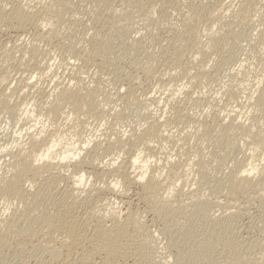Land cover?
Here are the masks:
<instances>
[{
	"label": "rangeland",
	"instance_id": "1",
	"mask_svg": "<svg viewBox=\"0 0 264 264\" xmlns=\"http://www.w3.org/2000/svg\"><path fill=\"white\" fill-rule=\"evenodd\" d=\"M48 1L50 0H6L3 6L8 9L10 6L14 5H34L36 9L33 6L32 7L35 9V11L37 9L40 11L44 6H48ZM70 1L68 4L66 3V5H69L68 7L65 5L67 9L64 6V9L61 10L58 16L55 14L56 17L54 13H51L52 11L50 12L45 9V13H43L44 15L39 21V24L37 26L32 25L27 27L26 30L28 31L25 30L23 35L22 33H15L13 30H11V26H8V23L2 21L0 22V24H2L0 26V50H2V53L0 54V66L2 65L1 69L3 70L2 71L0 69V74L2 73L3 75L7 73L10 75H7L9 81L7 80L5 82H3L0 77V80H2L0 81V92L2 93V95H0V177L3 174L7 175L9 173V166L13 161L12 156L16 154L18 150L28 148L29 144L27 143H29V133L31 134V132L34 133L38 130L40 131L43 126L49 127V130L52 131L55 126L57 127V125H61L66 127L67 130L70 129L67 131V139L73 137V135H75L73 133L77 132L81 142H84L85 140H92L94 142H98L101 146H105L106 144L109 145L112 141L119 138L124 139L125 141L129 140L128 145H131L132 143L133 147L125 146L124 148L126 149L124 151L118 152L119 154L115 152L116 156L118 154L117 157L113 153L111 156L104 154L102 157L101 155V159H97L98 162L96 163L100 164V166L103 165L102 168L104 167V169H110V167H108L110 162H107V160L112 158L116 159L119 157V159H117L118 161H115L116 164L113 165V167H115L118 162L120 163L125 160L128 156V151L131 153V148H135L134 142L136 141L133 140L134 136L140 133L139 131L142 130L145 120L152 117L155 118L157 116L156 118H158L159 121H167L168 123V128H166L167 131L166 133L164 132V134H166L164 136L167 137L158 143L155 142V144H153L154 142H152V144L150 143L151 145L148 144L149 151L144 149L145 147H140L139 149H142V159L139 161L141 162V160H144V158L146 159V154H148L149 157L152 156L150 158V163L152 161V166H160L157 168L161 169L160 174L162 175L163 179L160 180L165 181H163L165 186L176 184V181L179 177L182 179L187 178L186 180H188V182L185 181V187L181 186L183 187L181 188L179 186L178 189L181 188L183 191L182 194H185L184 196L189 197V199L191 194L196 191L199 200L206 202V206L209 208V210H214L212 214L214 217L217 215L219 216L222 213L227 214L228 212L233 213L235 211V224L238 225H236L238 229L242 230V236L245 237L249 242L252 241L251 243H256V246L254 245L256 251L259 248H264V178L261 180L263 181V186L261 184V186L258 188V192L256 189L253 190V192L241 194L242 196L236 195L234 196V198L237 197L235 200L233 197H231L233 199H231L229 196V198L224 197L226 196L225 193H219L217 191L216 193L213 191L214 189H210V187H213L216 184L218 185V182L224 179V177L230 173L231 169H233L234 165L237 163L236 160L239 162V159H242V153H249V150H246L249 149V147L247 144H245L247 143L245 137L240 135L238 136V133L234 132L235 135L233 133L231 135L232 138L229 137L228 141H225L227 144H224L223 142L217 143L216 141L219 140L218 135L214 133L208 139L203 137L200 138L198 137L200 134L196 133L197 128L194 126V124H196L194 122H197L201 116H207V119L209 120L213 114L219 113L220 119H223L224 123L229 122V119L231 118H236L237 122L245 128L264 131V112L258 111L261 109V107H258V95L261 93V89L264 87V0H250L248 7H246V9L244 8L245 12L242 11L243 13L240 11V7L244 3V0H222L220 4L214 0H166V4L162 5L160 3H156L157 5L153 4L152 6H149L147 2L144 3L145 1H148L144 0L143 4L145 6H143L145 9L142 8L139 10L132 7H125V5L119 3V0ZM103 1L105 2L103 3ZM106 1H108V4ZM99 4L101 6H99ZM104 4H107L108 6ZM188 4H195V6L205 5L209 8L213 6L215 7V17L221 19L220 21L223 22V25L225 24L222 28V30L224 29L223 32H227L228 28L232 27L229 35L224 37L226 38L227 46L224 48H214V43L211 38L201 37L202 39L200 38L201 41H199V43H201L199 44L200 46L197 44V47L199 48L191 46L185 50L186 54L183 56L184 59L181 63V65L185 63L184 66L182 65V67L180 65V67H177L178 70L176 68L169 69V67L165 65V62L167 61L166 59L168 57L167 52H170L169 50L172 48L169 45V42L172 38L184 33L180 27V20L186 18V16L190 13V11H188V7H186ZM147 5L149 7H147ZM151 7L153 10H151ZM105 8L109 9L107 10ZM114 8L117 10V12H125L127 10L129 11L130 9L132 13L133 9L134 12L136 10V13L133 12V14H131L129 13L130 11H127L132 21L129 19L128 20L130 22L127 19H124V21L123 18H120V20L118 19L119 21H117L115 25L116 27L118 25L120 29L117 27L113 28L116 30H113L110 29L112 27L108 28V24L106 23L109 22L108 20L113 19L112 17H114V12H116ZM148 8L149 12L147 13L148 10L146 11V9ZM217 9L219 11H217ZM109 10L110 15L108 13ZM112 10L114 12H112ZM139 12L141 15H143L144 12L145 15L141 16ZM239 12L240 14L242 13V17L238 15ZM149 13H151V15H149ZM162 13L167 16L164 20L165 22L159 20ZM235 15L236 17L234 19L233 16ZM97 16H99V20L97 19ZM189 16L190 15L187 17ZM238 16L240 17V19L238 18L239 20L237 19ZM106 17L109 19L107 18L108 22L104 23V21H106ZM152 21L154 23L156 22L157 24L155 23L154 25ZM224 21H227L228 23ZM236 21H238V23L240 22V24H237ZM172 26L175 27V29ZM199 27H201V25ZM51 28L54 29L50 30ZM108 29L113 34H110ZM105 30L108 32V34ZM222 30L220 32L221 34L223 33ZM51 31L53 32L52 34ZM96 31H100V33L103 35L102 39L108 37L107 39L105 38L107 41L104 40L106 42H103L105 45L104 51L107 55L104 53V56L106 57L103 56V59L100 57V59H96L94 63L92 61L87 66H85V64L90 61L87 62V60H85L86 62H84V59L75 60L74 58H76V55H73L74 52L67 48L66 45L68 40H70V42L76 41V44L81 47L87 46V44L89 47L91 36L93 33H96ZM113 31L116 32V35H119L120 33L122 35L124 32L125 35L129 37L127 38L125 35H119L118 38L116 35H114L115 33ZM102 32L106 34L104 35ZM54 33L55 36H53ZM129 38L130 40H128ZM137 40L141 41V43ZM135 41L138 43H135ZM107 42H109V45ZM127 42L128 44H126ZM142 44L145 45L143 46ZM88 47H84L85 50L88 49ZM107 49L108 53L106 51ZM141 50L143 52V56H141ZM190 50H192V52H190ZM32 51H36L34 52L35 54ZM7 52L8 55H6ZM31 54H34L35 56ZM1 55L7 56L8 59L5 56L2 57ZM156 55L159 56L157 57ZM123 56L126 59H124ZM127 56L132 58L130 59ZM148 57L152 63L148 61ZM6 59L7 61H5ZM113 62H115V64ZM151 64L153 66H150ZM144 66H146L147 69L150 66L149 68L151 69L147 71ZM142 67L144 69H142ZM181 67L183 69H181ZM164 69H167L170 73ZM7 70L8 72H4ZM182 74L184 75L182 76ZM78 78L81 80L80 82L82 88L95 91V98H93L95 101H93L94 104L96 103V108L98 106V110L95 109V111H91L86 105H81L76 113L74 111L70 114L69 118L71 120L68 118V122H62V119H60L61 122H57L59 119L57 121L56 119H51L53 122L51 120L46 121V109L49 106L47 103L51 101L54 96H57L59 90L63 87H66V85L73 86L75 82L77 83ZM14 86L21 87L22 90L24 88V97H22L23 95L21 96L19 94L17 95L9 92ZM9 87L10 90H7ZM127 88L129 92L133 94H131L132 96H127ZM124 96L129 97L130 101L128 100L125 103L123 99L125 98ZM45 100L46 102L44 103L43 101ZM171 101L174 102V105ZM235 101H237V103ZM21 109L28 112L27 115L25 114L27 117L24 115L22 116ZM28 116H31L33 119L31 117L29 118ZM195 117H199V119L197 120ZM236 120L234 122H236ZM50 121L52 123H50ZM187 121H189V124ZM130 138L132 140H130ZM198 152L199 154H197ZM10 155L12 156L10 157ZM254 155L256 157L254 156L255 160H253L252 163L255 161L254 164L259 162L261 166H264V148L254 150ZM105 163H107L106 166ZM199 163L202 164L201 166L204 164V171H202V173L199 171ZM192 164L194 165L193 167ZM63 166H65V164ZM59 167L62 166H58L53 171V173L55 174L57 172L56 174H59L61 172V174H65V168ZM71 168L72 167L69 166L68 174H66L69 175V177L65 179V181L68 179L70 181L68 180V182L63 181L59 183V189L64 188L62 186H66L67 183L72 184L73 181H71V178L72 180L75 179L76 176H74V172L72 173L73 168ZM129 172L132 173V169L129 170ZM92 177L88 179L86 178V180L82 183L83 185L77 188L75 194H78L77 191L81 190L79 191V194L81 197H83L87 191L89 192L91 189L94 190L100 188L102 185L103 186L101 188L111 187L113 184L112 180H115L112 179V176L110 179L109 177H106V180H104L105 178L98 179L97 177ZM136 188V186L132 187L130 189L131 191L128 192V196H131L135 199L134 195L137 193L138 189ZM260 189L261 191L259 192ZM82 191H86L84 195ZM103 193L104 194H101L102 196H106L111 200L112 205H110L112 207L110 206L109 208H118L121 206V204H118L120 201L117 200V197H114L106 191ZM182 196L179 198L181 199L184 197ZM185 197L181 199V202L180 199H178L179 202L175 204L174 207H178L179 203L184 202V199V203L187 204V199ZM175 199H177V197H175ZM226 201L230 204L232 203L234 209H227L226 211V209L220 210L218 208L217 205H221L222 203V205H225L227 204ZM182 204L180 206L182 209H184V215L177 213L167 220L168 225L173 230L179 228L178 232H180V234L182 232L185 233L180 237L181 243L175 239L176 236H166L164 234V223L158 219L156 214L152 215L151 212H147V214L144 213L142 215L143 222L149 226V230L151 231V234L153 233L152 235L154 238H152L153 241L150 242V247L148 249L149 258L147 260L150 261V264H177V244L183 251L186 250V247L194 249L197 247L198 240L209 234V222L207 217H205L206 213L203 214L199 211L188 213V209H185V205L182 206ZM12 205L15 206L14 204ZM137 206H139V210H143L144 205L142 206V204H139ZM137 206L131 207V210L134 209V211H136L135 208L138 210ZM11 208L7 211L3 208V206H0V215L9 216L12 210L15 209L14 207ZM102 209L103 207L99 209L100 212L96 210L94 216L90 219L91 222L89 221L91 225L97 220L98 216L100 217L103 214L104 210ZM185 213L188 214L187 217L185 216ZM183 216H185V218ZM245 234L248 236V238ZM12 245L10 246L12 247ZM7 248L8 244L5 251H7L10 247L8 249ZM27 251L28 250L26 249L24 253ZM27 255H23L22 253H16V255H13L12 253L7 254L2 260L1 264H23L25 257V259H27V257H31L32 259V255L34 254H31L29 250ZM22 256L25 257L22 258ZM174 256H176V258ZM218 256H216L217 260H219ZM245 257L246 256H244V258ZM33 258L35 259L36 256L34 255ZM31 259L29 258V260ZM175 260L177 261L175 262Z\"/></svg>",
	"mask_w": 264,
	"mask_h": 264
},
{
	"label": "bare ground",
	"instance_id": "2",
	"mask_svg": "<svg viewBox=\"0 0 264 264\" xmlns=\"http://www.w3.org/2000/svg\"><path fill=\"white\" fill-rule=\"evenodd\" d=\"M69 1L68 0H50V1H48V6L47 5H46V7L44 6L40 11H38V9L35 11L36 7L34 5H32V6L35 9L31 5H26V6L25 5L24 6L14 5V6H10V8L7 7L8 9H6V7L3 6L4 3L6 2V0H0V22L2 21V22L8 23V26L10 25L12 27V28L10 27L11 30H13L15 33H22V35H23V33H25V30L27 29V27L32 26V25L37 26L39 24V21L41 20L42 16L44 15L43 13H45V9H47L50 12L52 11L51 13H54V15L56 14L58 16L60 14L61 10L64 9V6L66 5V3L68 4ZM165 1L166 0H148V1L144 2V0H119V3L122 5H125V7H132L134 9L139 10V9L144 8L145 5L143 4V2L144 3L147 2V4H149V6H152L153 4H156V3H160L162 5L166 4L167 1H166V3H165ZM206 1H213V0H206ZM214 1H217L220 4L222 0H214ZM249 1L250 0H244V3L242 4V6L240 5L241 6L240 11L241 12L244 11V8L246 9V7H248ZM104 2L105 1H103V3ZM107 2L108 1H106V3ZM217 2H215V3H217ZM193 3H195V2H193ZM100 4H102V3H100ZM100 4H99V6H101ZM107 4H104V5H107ZM96 5H97V3H96ZM66 6L68 7L69 5H66ZM66 6H65V8H66ZM149 6L147 5V7H149ZM154 7H155V5H154ZM186 7H188V9H189L188 11H190V13L188 14L190 16L187 17L188 16L187 15L186 18H184L183 20L179 19L180 20V27L184 31V33L183 34L180 33L181 35H178V36H176V34H175L176 37L172 38L169 42V45L172 48L169 50L170 52H167V56H168L166 59L167 61L165 62L166 64L164 63L166 66L169 67V69H173V68L177 69V67H180L182 60L184 59L183 56L186 54L185 50L191 46H193V47L195 46V48H196L197 44L198 45L201 44V43H199V41H201L200 40L201 37L211 38L213 43H214V48H221V47L224 48L227 46V41H226V38H224V37L228 36L229 33L231 32L232 27H229V26H228L229 27L228 31L223 32L224 29L222 30V28L224 27L225 24L223 25V22L220 21L221 19H218L217 17H215V15H214L215 7L214 6H213L214 9H213V7L209 8L205 5L195 6V4L194 5L188 4V6H186ZM105 9H107V8H105ZM100 10H101V8H100ZM114 10H116V9L114 8ZM151 10H153V8ZM98 11H99V8H98ZM127 11L117 12V10H116V12H114L112 10V12H114V15H113L114 17H112L113 19L108 20L109 21L108 22L107 21L108 17H106V19H105L106 21H104V23L108 22V23H106V24H108V28L112 27L110 29H113V28L118 27V25H117V27L115 25H116V22L120 20V18H123V20L129 19L130 21H132L129 17V13H131V10L129 9V11H130V12L128 11L129 13ZM132 11L134 12L133 9H132ZM142 11H144V10H142ZM142 11H140V12H142ZM146 11L148 13L149 8L146 9ZM217 11H219V10L217 9ZM70 12H68V13H70ZM133 12L131 14H133ZM96 13H100V12H96ZM108 13L110 15V10ZM134 13H136V10ZM241 14L239 12L238 15H240V17H242L243 15L241 16ZM56 15H55V17H56ZM111 15H112V13H111ZM140 15H141V13H140ZM144 15L145 14L143 12V15H141V16H144ZM149 15H151V13H149ZM94 16H95V14H94ZM98 17L99 16H97V19L99 20L100 18H98ZM100 17H101V15H100ZM166 17L167 16H165L164 13H162L159 20L164 21L166 19ZM233 17L235 19L236 15ZM233 17H231V18H233ZM240 17L238 16L237 19L238 18L240 19ZM59 18H60V16H59ZM182 18H183V16H182ZM129 22H127V23H129ZM224 22H227V21H224ZM236 22H237V24H240V22L239 23H238V21H236ZM44 23H46V22H44ZM47 23L50 24L49 22H47ZM155 23H154V25H155ZM227 23H226V27H227ZM51 24H52V22H51ZM174 24H173V26H174ZM1 25L2 24H0V26ZM121 25H122V23H121ZM200 25H201V27H199ZM41 27H42V25H41ZM226 27H225V29H226ZM173 28L175 29V27H173ZM52 29H54V28H51L50 30H52ZM113 30H116V29H113ZM221 30L223 32L222 34L220 33ZM26 31H28V30H26ZM94 31H95V29H94ZM108 31H110V30L108 29ZM14 32H11V33H14ZM97 32H99V33H97ZM113 32L115 33L114 35H116V32L115 31H113ZM118 32H119V30H118ZM52 33L53 32L51 31V34ZM55 33L53 36H55ZM71 33H72V31H71ZM102 33L104 34V32H102ZM106 33L108 34L107 31H106ZM123 33H122V35H121V33L119 35L124 36L125 33L124 34ZM173 33H174V31H173ZM100 34H101L100 31H96V33H93V35L91 33L92 36H91V40L89 41V47H88V44H87V46H84L86 48L88 47V49H86V50L84 47H81L78 44H76V41H74L75 42L74 43V42H70V40H68L66 46H67V48L72 50V52H74L73 55L74 54L76 55L75 56L76 58H74V59L75 60L76 59L77 60L78 59L79 60L84 59V62H86L85 60H87V62L90 61V62L86 63L85 66H87L92 61L94 63V61L98 58L100 59V57H102V59H103L104 53L106 54V52L104 51L105 45L103 42H106L107 41L106 39L108 37L107 38L105 37L106 39L105 38L102 39L103 35L102 34L100 35ZM110 34H113V33H111V31H110ZM178 34H179V32H178ZM117 35H116V37L119 38V35L118 36ZM172 37H174V36H172ZM127 38H125V39H127ZM104 40H106V41H104ZM122 40H124V39H122ZM128 40H130V38ZM137 41H135V43ZM86 42H88V41H86ZM138 42L141 43V41H138ZM108 43L109 42H107V44ZM126 44H128V42ZM138 47H136V48H138ZM201 47H202V45H201ZM166 48H168V47H166ZM197 48H199V47H197ZM108 49L106 50L107 53H108ZM148 49H149V47H148ZM70 50H68V51H70ZM192 50H190V52H192ZM195 50H197V49H195ZM34 52H36V51H34ZM132 52H136V51H132ZM146 52H148V51H146ZM1 53H2V50H0V54ZM141 53H142L141 56H143L142 50H141ZM34 54H31V55H34ZM6 55H8V52ZM1 56L3 57L5 55H1ZM108 56H109V54H108ZM5 57L7 58V56H5ZM104 57H106V56H104ZM127 57H129V56H127ZM7 59L5 61H7ZM124 59H126V58L124 57ZM142 59H144V58H142ZM148 61L151 62L150 58ZM160 62H162V61H160ZM113 63L115 64V62H113ZM153 63H154V59H153ZM186 63H188V62H186ZM138 64H139V62H138ZM184 64H182V65L184 66ZM141 65H142V63H141ZM150 66H153V65L151 64ZM144 67L146 68V66H144ZM149 67H148V69L146 68L147 71L149 69H151ZM182 67H181V69H183ZM1 68H2V65L0 66V69ZM7 69H8V67H7ZM142 69H144V68L142 67ZM186 69H187V67H186ZM164 70H167V69H164ZM173 71H175V70H173ZM4 72H8V70L4 71ZM7 75L10 76L7 73L3 74V75H2V73L0 74V77L3 80V82H5L9 79ZM183 75L184 74H182V76ZM79 77H80V75H79ZM194 79H195V77H194ZM2 80H0V81H2ZM190 80H191V78H190ZM80 81L81 80L78 78V82L77 83L75 82V84L73 86L72 85L71 86L66 85V87H63L62 89H60L57 96H54L51 101H49L47 99L49 101L47 103V104H49V106L46 109V114H47L46 121H49L51 119H56V121H57L59 119L57 121V122H59L60 119H62V122H68L69 120H67V119L69 118L70 114L73 113L74 111L76 113V111H78V108L81 105H86L88 107V109L91 111H95V109L98 110V106L96 108V103L94 104L95 100L93 99V98H95L94 97L95 91L91 90V89L86 90L85 88H82ZM7 85H9V84H7ZM229 89H231V88H229ZM7 90H10V87ZM6 91H4V92H6ZM127 91H128L127 96L132 94L131 92H129L128 88H127ZM9 92H11L12 94L14 93V94H17V95L19 94L22 96L25 93V90H24V88L22 90L21 87L14 86V87H12V89ZM0 95H2L1 92H0ZM124 95H126V94H124ZM127 96L126 97L124 96L125 98H123L125 103L129 100V97H127ZM20 97H19V99H20ZM22 97H24V95ZM130 99H131V97H130ZM43 102L45 103L46 100ZM235 102L237 103V101H235ZM172 104L174 105V102H172ZM258 107H261V109L258 111L264 112V87H263V89H261V93L258 95ZM251 108H252V104H251ZM12 111H10V112H12ZM25 114L27 115L28 112H26V110H22V116L24 115L25 117H27ZM202 114H204V113H202ZM156 117L155 118H153V117L148 118L147 117L148 119H146V120L144 119L145 123L143 124L142 130L139 131L140 133L138 132L139 133L138 135L135 134L136 136L131 134L132 136H134L133 140L136 141V142H134L135 145L133 144L135 146V148H131L132 149L131 153H130V151H128L130 154L127 152L128 153L127 158L120 163L118 162V164L115 167H113V165H115L116 162L118 161L117 159H119V157L116 158L119 154L118 152L124 151L126 149V148H124L125 146L126 147L127 146L133 147L132 143H131L132 141L129 142V143H131V145L130 144L128 145L129 140L125 141L124 139L119 138L117 140H114L115 142L112 141L114 143L111 142L109 145L106 144L107 145V146L105 145L106 147L104 145H102L104 147L103 148L98 142H94L92 140H85V141L83 140L84 142H81L77 132L73 133V134H75V135H73V137H71L70 139H67L66 138L68 136L67 131H69L70 129L67 130L66 127H63L61 125H59V126L57 125V127L55 126L52 129V131L49 130V127L43 126L40 131L38 130L37 132H34V133L31 132V134L29 133V143H27V144H29L28 148L18 150L17 153L14 154L13 156L10 155V157L11 156L13 157L12 158L13 161L11 162V165L9 166V171L7 170L9 173L7 172L8 173L7 175L3 174L0 177V206H3V208L7 211L11 207L15 208L14 210H12V212L9 214V216L8 215L7 216L0 215V264L7 254L12 253L13 255L14 254L16 255V253L17 254L22 253L23 255H25V254L27 255L29 250H30L31 254H34L36 256V258L35 259L33 258L34 255H32V259H31V257H27V259H25L26 257L24 256L25 257L24 258L22 256V258H24L23 264H150V261L147 260L149 258L148 249L150 247V242H152L154 238L152 235L153 233L151 234V231L149 230V226H147L146 223L143 222V220H142L143 216L142 215L144 213L147 214V212H151L152 215L156 214L158 216V219H160V221H162L164 223V225L162 224L165 227L164 234L166 236H171V235L176 236L175 239H177L178 242L181 243L180 237L182 235H184L185 233L182 232L180 234V232H178L179 228H176L173 230L168 225L167 220L171 216H173L177 213L184 215V213H183L184 209H182V207L180 206L182 203H183L182 206L185 205L184 208L188 209L187 210L188 213H192L195 211H197V212L199 211L200 213H203V214L206 213L205 217H207V220L209 222V225H208L209 226V234L206 236H203L201 239H199L198 243H197V247L194 249L186 247V250L183 251L180 249V247L177 244L176 245L177 258H176V256H174L178 260V261L175 260V262L177 261V264H264V248H259L256 251L255 247H254V245L256 243L255 244L251 243L252 241L249 242L245 237L242 236V230L238 229V227H237L238 225L235 224V220H236V212L235 211H234L235 213L234 212L233 213L228 212L227 214L222 213L219 216L217 215L216 217H214V215H212L214 210L213 211L209 210V208L206 206V202L199 200L196 191L191 194L190 199L187 196L185 197L184 196L185 194L184 195L182 194L183 191L181 188L185 187L184 186V185H186L185 181L188 182V180H186L187 178L182 179L179 177L176 181V184H173V185H167L166 184L167 186H165V184L163 183L164 180H160V179H163L162 175L160 174L161 169L157 168L160 166H152L151 165V163H153L152 161L150 163V158L152 156L149 157V155L146 154L148 157L146 156V159L143 157L144 160H141V162L139 161L140 159H142V157H141V154H142L141 150L142 149H139L140 147L141 148L145 147L144 149L148 150V144L151 145L152 142H154L153 144H155V142L158 143L160 141H163L167 137V136H164V135H166V134H164V132L166 133V131H167L166 128H168L167 121L161 122ZM199 117L198 118L195 117V118L198 120ZM226 118H227V116H226ZM193 120H195V119H193ZM229 120H230L229 122L224 123V120L220 119V114L218 113V114H213L209 120L207 119V116H201V118L197 122H194V123H196V124H194V126L197 128V129L195 128L197 130L196 133L200 134L198 136L200 138L203 137V138L208 139L214 133L216 135H218L219 140L216 141L217 143L223 142L225 144L228 141L229 137H231V135L234 132L238 133L237 134L238 136L240 135V136L245 137V140L247 141V143H245V144H247V146L249 147V149H246V150H249V153L248 152L242 153L243 154V157L241 156L242 159L241 160L239 159V162H238V160H236L237 163L235 162L236 164L234 165L233 169H231L230 173L227 176H225L224 179L220 180L218 182V185L216 184L215 186L210 187V189L211 190L214 189L213 191H215V192L217 191L219 193H225L226 196H224V197L229 196L230 198L231 197L234 198V196H236V195L239 196L241 194H245V193L247 194V193L253 192V190H256V189H257L256 191L258 192V188L261 186L262 182L264 181V180L261 181L264 178V166H261V164H259V162L257 164H254L255 161L252 163V161L255 160L254 159V156H255L254 150L264 148V131L263 130L258 131V130L245 128L240 123L237 122L236 118L235 119L231 118ZM235 120H236V122H234ZM37 121H38V119H37ZM51 121H50V123L53 122V121L52 122ZM187 122L189 124V121H187ZM56 123H54V124H56ZM68 128H70V127H68ZM32 131H33V129H32ZM194 134H195V132H194ZM234 135H235V133H234ZM72 138H74V139H72ZM195 138H197V137H195ZM126 139H128V138H126ZM160 139H162V140H160ZM214 139H216V138H214ZM130 140H132V139L130 138ZM219 145H221V144H219ZM127 150H129V149H127ZM152 150H153V148H152ZM155 151H157V150H155ZM115 152L118 153L117 156H116ZM199 152L197 154H199ZM250 152H252V153H250ZM113 153L115 154L116 159L112 158L110 160H107V162H110V165H108V167H110V169L109 168L104 169V167L102 168L103 165L100 166V164L96 163V162H98L97 159L98 160L101 159V157H100L101 155H102V157L104 154H108L111 156ZM147 153H149V152H147ZM152 153H153V151H152ZM262 161H263V159H262ZM63 163L65 164V166H63L64 165ZM106 164L107 163H105V166H106ZM68 165L73 168L72 173L74 172V176H76V177L74 180H72V178H71V181H73L72 184L67 183L66 186H62L64 188L60 187L61 189H59V186H60L59 183L65 181V179L69 177V175H66V174H68V169H69ZM162 165H164V164H162ZM201 165L202 164H200V166H199V171L202 173V171H204V168H203L204 164H203V166H201ZM58 166H62L65 168V170H66L65 174L64 173L61 174V172L60 173L58 172L59 174H56L57 172L55 174L53 173V171ZM193 166L194 165L192 164V167ZM62 167H59V168H62ZM105 168H107V167H105ZM131 169H132V173L129 172V170H131ZM71 175H73V174H71ZM92 176L94 178L97 177L98 179H100V178L104 179L105 178L104 180H106V177H109V179H110V177L112 176L113 177L112 179H115V180L111 179L113 182L110 180L113 183L111 187H106V188L103 187L104 188L103 189V188H101L103 185L102 186L100 185L101 186L100 188L96 187L97 189H94V190L91 189L89 192L87 191L88 193L85 191L87 194L84 191H82L83 195L85 193V196H83V197H81V195L79 194V191H81L79 189H78L79 191H77L78 194L77 193L75 194V191L77 190V188L79 186L83 185L82 183L86 180V178L87 177L90 178ZM68 180L65 182H68ZM134 186H136L138 188V189L136 188L137 193L134 195L135 199L132 198L131 196H128V192H130L131 191L130 189ZM179 186L180 187L183 186V187L178 189ZM262 186H263V184H262ZM104 191L108 192L109 194L113 195L114 197H117L118 198L117 200L120 201V203H118V204H121V206L118 208H109L112 205V203H111L110 198H107L106 196L104 197L101 195V194H104L103 193ZM260 191H261V189L259 190V192ZM182 195L187 199L186 200L187 204L184 203L185 202V199H184V202L179 203L178 207H174V205L179 202L178 199H180L179 197H181ZM175 197H177V199H175ZM254 197H255V195H254ZM183 198H181V199H183ZM233 198H231V199H233ZM235 198H237V197H235ZM235 198H234V200H235ZM181 199H180V202H181ZM12 204H14L15 206H13ZM139 204H142V206L144 205L142 211L139 210V206H137ZM221 205H217L220 210L226 209V211H227V209L228 210H231L232 208L234 209L232 203L230 204L227 202V204L222 205L223 208ZM133 206L134 207L137 206L138 210H137V208H135L136 211H134L133 208H132L133 210H131V207H133ZM101 207H103L102 210H104L103 214L100 217L98 216L97 220L94 221V223L91 225L90 219L94 216V213L96 212V210L99 211V209ZM104 207H105V209H104ZM11 209H13V208H11ZM102 210H101V213H102ZM186 213H185V216L187 217L188 214H186ZM145 215H144V217H145ZM239 215H240V213H239ZM179 216H181V215H179ZM185 216H183V217L185 218ZM246 237L248 238L247 235H246ZM7 244H8V248L9 247L10 248L9 249L7 248L8 250L5 251ZM10 245H12V247ZM26 249L28 251L26 253H24V251ZM216 256L219 257L218 258L219 260L216 259ZM244 256H246V257L244 258ZM29 258L31 260H29Z\"/></svg>",
	"mask_w": 264,
	"mask_h": 264
}]
</instances>
